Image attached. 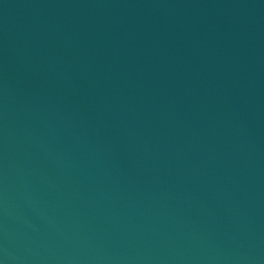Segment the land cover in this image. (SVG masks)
Returning a JSON list of instances; mask_svg holds the SVG:
<instances>
[{
  "label": "water",
  "instance_id": "water-1",
  "mask_svg": "<svg viewBox=\"0 0 264 264\" xmlns=\"http://www.w3.org/2000/svg\"><path fill=\"white\" fill-rule=\"evenodd\" d=\"M0 264H264V0H0Z\"/></svg>",
  "mask_w": 264,
  "mask_h": 264
}]
</instances>
